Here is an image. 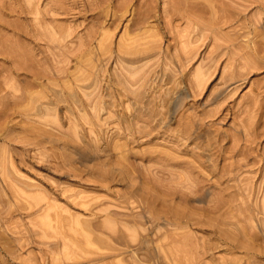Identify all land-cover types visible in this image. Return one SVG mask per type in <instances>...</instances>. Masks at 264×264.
Segmentation results:
<instances>
[{
  "label": "rangeland",
  "instance_id": "1",
  "mask_svg": "<svg viewBox=\"0 0 264 264\" xmlns=\"http://www.w3.org/2000/svg\"><path fill=\"white\" fill-rule=\"evenodd\" d=\"M0 264H264V0H0Z\"/></svg>",
  "mask_w": 264,
  "mask_h": 264
}]
</instances>
